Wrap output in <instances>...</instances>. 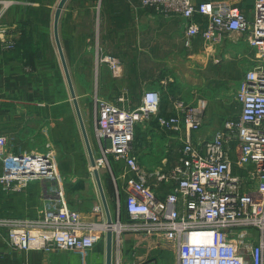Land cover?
<instances>
[{
  "label": "built area",
  "instance_id": "2783aa9c",
  "mask_svg": "<svg viewBox=\"0 0 264 264\" xmlns=\"http://www.w3.org/2000/svg\"><path fill=\"white\" fill-rule=\"evenodd\" d=\"M140 5L163 16L184 21L186 42L199 37L210 48L226 33L243 36L255 50L252 65L237 84L234 100L239 112L225 118L209 138L195 142L201 109L181 100L172 101L173 113L160 115V94L143 90L131 109L94 96V132L99 150L88 171L111 167L119 169L124 194L122 210L129 222L114 229L116 245L124 231L142 237L165 235L175 245L173 264H264V0H254L251 16L226 0H139ZM3 47L14 43L4 39ZM96 61L115 71L120 61L99 54ZM155 118L168 132L184 131L176 161L167 168L142 165L134 154L137 125ZM6 138L0 134V186L17 192L39 180H52L54 189L44 193L41 217L17 219L0 217L7 243L17 250L50 252L84 251L104 238L107 224L102 206L92 207L89 220L69 207L51 151L21 154L6 151ZM111 160V161H110ZM159 193H162L161 195ZM116 200V203L118 201ZM114 222V221H112ZM115 264H137L117 250Z\"/></svg>",
  "mask_w": 264,
  "mask_h": 264
},
{
  "label": "crops",
  "instance_id": "0c3cea01",
  "mask_svg": "<svg viewBox=\"0 0 264 264\" xmlns=\"http://www.w3.org/2000/svg\"><path fill=\"white\" fill-rule=\"evenodd\" d=\"M4 1L6 0H0V21L5 19L6 25L9 27L5 30L0 29V134L6 138V151L21 154L47 148L51 146L50 143H65L68 135L67 128L71 127L72 122V103H69V91L67 93V82L55 45L53 27H14L25 20L26 16L23 13V7H13L11 10L3 11L1 4ZM17 1L18 3H23L22 1ZM200 1L203 0H192L194 3ZM226 1L239 7L247 17L251 16L254 0ZM65 10L67 16L72 19L70 21L71 36L69 40L67 39V42L63 41L61 30L58 27L57 35L59 36L58 40L76 100L81 95H84L86 88L83 90V83L92 85L93 92L98 97H108L111 102H116V97L122 94L126 99H130L133 102V104H125L127 108L128 106L133 108L139 102L140 96L147 86L156 89L159 94L163 91L165 94H171V92L182 94L186 88L193 85L191 84L193 81L191 76L193 74L191 75L190 70L186 72L183 70L182 72L185 73L186 79L177 80L176 82L168 74L165 75L168 78L159 81L162 82V86H156L155 77L170 71L171 75L177 78V74L172 69H177L179 59H183L184 56L186 64H192L196 55L206 58V54L199 44L202 43L199 37L192 38L189 43L186 42L183 19L158 14L152 9L141 6L139 0H77L73 7ZM80 23L86 24V27L82 30H80ZM92 34L93 37L95 36L94 43L99 45V48H103L119 59L120 67L117 70L112 71L106 65L98 67L95 64V55L90 51L88 42ZM224 38H226V35L223 36ZM4 39L15 40L14 47L5 49L2 42ZM244 44L249 48L246 43ZM54 47L57 51L62 73L57 64ZM84 55L89 58V63L87 64L89 71L85 76H82L77 69L81 67V60ZM199 65L201 69L206 68L205 62H201ZM191 67L187 66V68ZM55 72L56 78L53 80L52 74ZM195 81L197 80H194V83ZM195 86L199 90L204 89L206 82L202 80L199 85ZM165 87L166 89H164ZM135 93L138 94L137 99L133 100L132 94ZM197 96L196 94L189 100L191 104L197 103L195 107L200 106L201 102L203 103L202 99H206L205 95H199L203 98ZM205 99L204 107L200 110L202 125L198 131L191 133L192 140L195 142L206 140L222 124V121L212 123L208 117L206 118ZM172 113L173 106L171 101L166 105L160 104V115H171ZM170 133V135H166V139L163 141L165 145H169L174 138L179 140L184 131L182 129L180 132ZM206 133L209 135L206 136ZM95 144V154H97L99 145L96 136ZM143 148L144 145L137 146V149L134 148V154L138 161L141 164L156 161L155 159L158 155L149 149L145 150L149 156L144 159L142 155H144L145 151H141ZM95 154L93 153V158ZM167 158L168 156L165 154L162 159ZM76 163L75 158L64 155L63 161L62 159L58 160L57 170L60 173L59 175L62 176L64 173H68L69 167L75 166ZM79 163L81 164V160ZM88 164L90 162L87 155L84 166L88 167ZM112 166L116 167L111 161V170L109 169L108 171L113 182H115L116 179L118 180V174L115 175L113 173ZM97 172L102 187L103 183L100 176L103 170L99 169ZM91 175L90 177L84 172L83 176L80 177L79 173H75L70 180V184L63 189L69 207L78 211L85 220H89L91 215L93 216L92 207L96 204L102 206L105 218L93 173ZM36 182L17 192L4 191L0 186V217L26 220L41 217L44 205L42 184H34ZM121 182L120 187L122 186ZM82 183L84 184L82 185ZM102 192L111 221H116L117 219L121 222L128 221L124 211L123 214L127 219L124 216L121 217L120 214H115L113 219L114 207L115 204H118L115 201L116 189L112 191L108 187H103ZM159 194L161 195L162 193ZM123 196L124 194L119 195L121 208ZM118 226L119 224H117ZM124 232L126 233L122 232L119 237V248L115 245V250H119L122 257H126L129 261L143 264L140 262L143 255L147 258V249L144 245L136 251L138 246L135 248V245L141 244L143 240L147 241L151 236L142 237L131 232ZM114 239V232H112V245ZM163 239L165 238L163 237ZM131 240L133 241L132 248L135 249L133 254H131L132 252L129 251L130 248L128 247ZM101 242L104 244L102 257L105 264V235ZM60 251L62 250L43 252L40 250L14 249L7 243L4 230L0 229V264H53L52 259ZM63 252L71 253L77 259L82 255L77 254L78 251ZM78 261L77 264H97L99 262H96L95 259L91 260V263L90 261L85 263V261L82 262L80 257Z\"/></svg>",
  "mask_w": 264,
  "mask_h": 264
},
{
  "label": "rangeland",
  "instance_id": "374dc122",
  "mask_svg": "<svg viewBox=\"0 0 264 264\" xmlns=\"http://www.w3.org/2000/svg\"><path fill=\"white\" fill-rule=\"evenodd\" d=\"M23 3H18L17 0H6L4 1L1 6L3 7V11L11 10L13 7L22 8L25 17V20L22 22H19L17 26L14 27H35V28H45L49 27L52 28V19H53V12L54 8L57 4L58 0H19ZM77 0H68L66 5L64 6L63 10L61 11V14L64 13L60 19L58 20V29L61 30L63 41L67 42V39H70V28H71V20L67 16V12L65 9L69 7H73ZM6 20L3 19L0 21V29L5 30L7 29ZM84 27H86V24L80 23V30H82ZM96 28V26H95ZM68 30V31H67ZM67 31V32H66ZM226 38L222 39L220 43L212 45L210 48L204 47L203 43H199L200 46H202V50L206 54V58L204 56H197L194 58V62L187 63L186 64V58L184 56L183 59H179V64L177 66V69H172V71L177 74V78L174 75H171L170 71L168 73L157 75L155 77L156 80V86H162L163 79H167L168 77H165V75L168 74L171 78L174 79V82L177 80H185L186 75L182 71L190 70L192 83L190 87L186 88L184 93H172L171 94H165L164 91L160 94V104H167L172 102L173 100L179 99L185 104H190L192 107L197 106L196 104L189 103V100H191L194 95H198L197 97H202L199 95H205L206 96V118L208 117L212 123H218L219 121H224L225 118H234L237 116L239 112V105L234 100V94L237 87V84L244 76L245 71L247 68H249L252 65V61L255 58V50L249 49L245 46V41L243 36L235 34V33H226ZM59 38V36H58ZM91 39L88 41L90 45V51L93 52L95 55L94 61L95 64L98 65H106L104 63H98L96 61V51L95 49H100L103 54H110L103 48H99L95 42V36L90 37ZM10 42L16 43L15 40H12ZM243 45V46H241ZM247 45V44H246ZM248 46V45H247ZM249 47V46H248ZM204 48V49H203ZM202 51V52H203ZM54 54L56 56L57 64L59 67V70L62 73L61 65L57 56V51L54 47ZM112 55V53L110 54ZM46 56V54H45ZM206 59V60H205ZM185 61V62H184ZM205 62L206 68L201 69L199 66V63ZM89 63V58L85 55L82 57L81 60V67L78 70L79 73L82 74V76H85L89 68L87 67V64ZM107 66V65H106ZM187 66H192L191 68H187ZM176 67V66H175ZM58 70V69H57ZM178 71V72H177ZM52 74V79L54 80L56 76ZM58 76V74H57ZM81 78V77H79ZM194 80L195 81L194 83ZM206 82V87L199 90L197 86L201 81ZM195 84V85H194ZM73 86V85H72ZM84 95H81L78 100V106L80 109V113L82 116V120L84 123L86 135L88 138L89 146L91 153L95 154L96 150V144H95V132H94V104H93V98L94 96H97L95 92H93L92 85L88 83L82 84ZM160 88V87H159ZM197 88V89H196ZM146 89H154L149 88V86L146 87ZM166 89V87L164 88ZM74 90V89H73ZM156 90V89H155ZM87 91V92H86ZM68 93V89H67ZM137 93L132 94V99H137ZM76 96V95H75ZM119 96V95H118ZM117 96V97H118ZM173 96V97H172ZM69 97V103L71 104V97L68 93ZM117 97L116 102H111V100L104 97H101L102 99H106L108 102L111 103H117ZM100 98V97H99ZM171 98V100H170ZM203 98V97H202ZM204 99L203 102H204ZM201 100V101H202ZM200 101V100H199ZM198 102V101H197ZM133 104L130 99H126L124 104H119L120 106L131 109L132 106L126 107L125 104ZM194 103V102H193ZM160 107V106H159ZM72 122L71 127H68V135L65 143L61 144H54L50 143L51 146L45 147L44 149H41L39 151H51L54 154V158L56 160V165L58 166V160L62 159L64 155L72 156L76 159L77 163L75 166H70L68 173H64L62 176H60L62 187L64 189L65 186L70 184V180L75 173H79V176H83L84 172H86V175L92 176L91 173L86 171L87 166H84L86 164L87 159V152L86 148L84 146V142L81 138L79 126L77 123V119L75 117L73 104H72ZM210 125V124H209ZM212 125V124H211ZM209 127V126H207ZM206 127V128H207ZM208 129V128H207ZM206 129V130H207ZM171 133L165 130H162L156 123L155 118H150L147 122H143L142 124H139L135 128L134 132V139H133V145L134 148L137 149V146H143L144 148L141 149V151H145L146 149L153 150L157 156L155 159L156 161H149L150 163H143L147 167L152 168H167L169 167L172 162H174L175 159L178 157L179 149L181 146V138L178 140L177 138H174L171 140L172 142L169 145H165L163 141L166 139V135H170ZM209 134L206 133V136ZM177 137V136H176ZM94 150V152H93ZM168 156L167 159L164 158V155ZM96 156V154H95ZM144 159L148 158L149 154L144 153L142 155ZM139 157V156H138ZM81 160V164L79 161ZM142 164V165H143ZM85 170V171H84ZM100 170H103L101 173L100 179H102V189L104 188H110V190L115 191L117 187L120 186V179H116L115 182H113L110 172L108 171L109 168H102ZM111 170V167H110ZM113 173L115 175L119 174L120 171L117 167L112 166ZM89 173V174H88ZM60 174V173H59ZM103 176V177H102ZM111 179V180H110ZM42 184V193H50L54 189V182L52 180H39L34 184ZM84 183H82L83 185ZM36 186V185H35ZM38 186V185H37ZM38 190V189H37ZM115 193V192H114ZM117 200V196L115 198V201ZM118 204H115V210L113 211V219L115 218V214H120L121 217H125L123 214V210L121 208V199L119 198ZM127 219V217H125ZM129 220V219H128ZM117 221V220H116ZM114 221V222H116ZM129 222V221H126ZM125 223V222H124ZM126 233V232H123ZM122 234V233H121ZM120 234V235H121ZM165 235H153L148 239L147 241L141 242V244L135 245V248L137 247L136 251L139 250V247L144 246L146 247V256L143 255L142 260L140 263L143 264H172L175 259V245L173 244L172 240L166 239L164 237ZM162 237V238H161ZM163 237L166 239H163ZM102 241V240H101ZM98 242L95 244V246L89 250L84 251H78L77 254L80 255V259L82 262L85 261V263L91 260H95L96 262L99 261L97 264H104L103 263V257H102V250H103V242ZM130 242V243H129ZM129 251H131L133 254L135 249H133V241H129ZM116 243H113L112 247V264L116 263L115 253L117 252L115 250ZM125 245V244H124ZM125 248V247H124ZM145 253V252H144ZM78 257V259H79ZM77 257H75L73 254L65 253L62 251L58 252L56 256H54L53 264H77L79 262ZM95 262V261H94ZM87 264V263H86Z\"/></svg>",
  "mask_w": 264,
  "mask_h": 264
},
{
  "label": "water",
  "instance_id": "95a60500",
  "mask_svg": "<svg viewBox=\"0 0 264 264\" xmlns=\"http://www.w3.org/2000/svg\"><path fill=\"white\" fill-rule=\"evenodd\" d=\"M66 1L67 0H58L57 4L55 6L54 13H53V23H52L53 37L55 40V45H56V48H57V51L59 54V58L61 61V65H62V69H63L64 75H65V79L67 82V87H68V91H69L71 101L73 104V108L75 111L76 119H77V122H78V125L80 128V132H81V135H82V138L84 141L86 151H87L88 159H89L90 165L93 166L94 165L93 157H92V153L90 150L88 138L86 135L84 123H83L82 116L80 113V109H79V106H78V103L76 100V96H75V93H74V90L72 87V83L70 81L69 73H68V70H67V67L65 64L64 56L62 54V50H61L60 43L58 40V35H57L58 20H59L61 11H62ZM93 177L95 179L96 186H97V189H98L101 201H102L103 209L105 212L106 223L110 225L112 223V221H111V218H110L108 210H107L106 202H105L104 195L102 192V187H101L100 180L98 177V172L96 170L93 171ZM111 252H112V231H111V229H107L106 233H105V264H111Z\"/></svg>",
  "mask_w": 264,
  "mask_h": 264
},
{
  "label": "bare ground",
  "instance_id": "6f19581e",
  "mask_svg": "<svg viewBox=\"0 0 264 264\" xmlns=\"http://www.w3.org/2000/svg\"><path fill=\"white\" fill-rule=\"evenodd\" d=\"M94 170L98 171L97 168H94L93 171H94ZM92 173H93V172H92ZM111 224H114V225H113L114 227H110V228H108V229H111L112 232H114V229H116L117 232H119V230H120V225L117 227V224H118V223H116V222H112ZM111 224H110V225H111Z\"/></svg>",
  "mask_w": 264,
  "mask_h": 264
}]
</instances>
